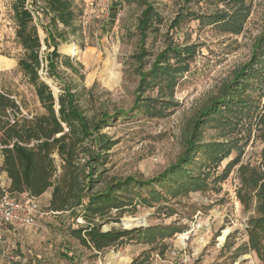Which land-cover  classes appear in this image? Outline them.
Segmentation results:
<instances>
[{
  "label": "rangeland",
  "instance_id": "1",
  "mask_svg": "<svg viewBox=\"0 0 264 264\" xmlns=\"http://www.w3.org/2000/svg\"><path fill=\"white\" fill-rule=\"evenodd\" d=\"M71 1L77 29L74 33L65 30L64 38L56 40L57 49L70 56L83 76L79 78L59 60L57 78L49 77L46 69L38 73L55 96L63 85L72 84L90 118L108 116L100 132L114 144L96 169L100 181L95 189L129 175L155 177L183 153L189 120L250 59L262 29L264 0H147L158 16L145 36L137 27L145 7L141 0ZM11 2L0 0V89L15 94L26 107L23 113H40L43 109L33 88L17 66L22 47L15 35ZM28 3L37 16L42 56H46L53 47L49 40L45 44L44 28L55 35L56 30L39 2ZM58 28L63 30L59 24ZM70 44L77 46L78 55L62 52ZM185 46L192 47L191 56L171 53L167 58L177 71L174 78L163 81L153 75L161 52L169 47L182 51ZM252 82L253 87L264 84V80ZM249 91L254 99L243 111L223 109L201 120V151L191 167L192 175L199 177L196 185L182 187L181 179L165 181L155 186L161 196L135 189L124 196L131 204L94 220L101 230H129L121 242L101 251L82 245L67 230L77 227L75 218L68 212L48 210L50 191L37 197L41 214L32 225L35 232L28 234L32 240L27 239L32 249L28 264L33 260L70 264L71 246L81 251L77 264H96L99 258L102 264H264L248 246V219L259 214L256 195L247 208L237 196L238 191H247L240 165L255 170L264 180V141L255 123L263 99L257 90ZM217 143L222 150L215 151L217 157L210 156L209 145ZM123 217L132 222L122 224ZM43 247L49 258L44 261Z\"/></svg>",
  "mask_w": 264,
  "mask_h": 264
},
{
  "label": "trees",
  "instance_id": "2",
  "mask_svg": "<svg viewBox=\"0 0 264 264\" xmlns=\"http://www.w3.org/2000/svg\"><path fill=\"white\" fill-rule=\"evenodd\" d=\"M42 5L43 11L50 15V25L55 32L47 28L45 44L51 42L52 51L42 56L46 61V73L57 78V60L82 78L74 62L67 54L58 52L56 40L64 38L65 30L76 31L75 12L71 0H35ZM144 8L138 18L137 27L142 35H146L152 27L158 13L152 3L141 0ZM28 0H12L11 9L16 24L15 35L22 47V56L17 60V66L27 83L32 86L34 94L43 109L40 113H23L26 107L18 103L15 94L0 89V143L2 162L0 171L9 178L6 190L12 195L27 193L35 198L50 191L47 204L51 212L62 214L68 212L74 219L82 216L88 223L68 226L71 236L82 244L96 251L121 242L129 230H101L96 218H102L111 209H119L130 201L124 199L125 194L135 189H146L155 196H161L155 186L165 181H178L184 184L196 185L198 176L192 175L191 167L194 156L201 151V120L212 116L223 109L236 112L243 111L254 99L250 90H257L259 99H263L257 113L255 123L261 131L264 141V84L252 81L264 80V15L262 29L251 48V56L234 73V77L225 83L219 95L212 97L210 103L203 107L188 123L186 147L177 161L164 169L155 177L138 179L134 176L113 180L101 190L95 189L100 181L96 173L99 165L105 162L106 154L114 144L113 140L100 132L107 126V117L92 119L82 109L77 93L72 84L63 85L60 93L55 96L48 85L41 79L40 69L41 39L37 24L28 8ZM41 22V21H40ZM58 24L63 27L57 31ZM40 25H43L42 22ZM183 51V52H182ZM179 50L174 47L161 52L152 67L153 75L161 80L174 78L175 69L167 63L168 56H191L193 49L185 46ZM171 54V55H172ZM177 56V57H178ZM158 74V75H157ZM141 80L145 81L142 74ZM207 116V117H205ZM210 156L217 157L215 151L222 148L220 144L209 145ZM215 152V154H214ZM242 186L247 191L237 192L239 201L244 207H249L252 195H256L258 216L248 219V246L254 250L264 263V180L255 170L239 166ZM256 190V191H255ZM255 191V193H253ZM138 192V191H137ZM118 221V217L114 219ZM122 224L130 223L127 217L121 219ZM132 264V263H131Z\"/></svg>",
  "mask_w": 264,
  "mask_h": 264
},
{
  "label": "built area",
  "instance_id": "3",
  "mask_svg": "<svg viewBox=\"0 0 264 264\" xmlns=\"http://www.w3.org/2000/svg\"><path fill=\"white\" fill-rule=\"evenodd\" d=\"M30 12L36 21L37 16L34 11L29 7ZM42 50H40V72L46 69L45 63L42 61ZM2 144L0 143V150ZM41 211L36 198L28 195L27 193L12 195L6 190L0 193V264H17L16 256L13 253V245L6 240V233H15L20 229L33 225L35 219L40 216ZM79 225L86 224L82 216L75 218Z\"/></svg>",
  "mask_w": 264,
  "mask_h": 264
},
{
  "label": "crops",
  "instance_id": "4",
  "mask_svg": "<svg viewBox=\"0 0 264 264\" xmlns=\"http://www.w3.org/2000/svg\"><path fill=\"white\" fill-rule=\"evenodd\" d=\"M7 64H13V62H10V63H7ZM1 162H2V154H1V152H0V165H1ZM0 174L2 175V181L0 182V186L2 187V190L3 189H7V187L9 186V178L7 177V175H6V173L5 172H3V171H0ZM49 195H48V199H49V196H50V192L48 193ZM36 228V227H35ZM35 232V229H32V225H30V226H27V227H25V228H23V229H20V230H18L17 232H15V233H12V232H7L6 233V235H5V237H6V240L8 241V242H10L12 245H13V249H12V251H13V253L15 254V256H16V263L17 264H28L29 262H30V258L32 257V249H31V247L30 246H28V244L32 241L31 239H28V238H30L29 236H28V234L30 233V232ZM28 236V237H27ZM30 236H31V234H30ZM27 239L28 240H30V242L29 241H27ZM15 243L17 244V245H15ZM17 246V247H16ZM85 246V245H84ZM87 247V246H86ZM19 248V249H18ZM23 248V249H22ZM46 248V247H45ZM71 248H73L74 249V252H72L73 253V255L72 256H68V258H69V260H70V264H77V263H75L76 262V260H77V258L80 256V253H81V251H79V250H77V249H75V246H71ZM43 249H44V247H43ZM43 256H44V259H43V261L47 258V259H49L47 256H46V254H47V252H46V249H44L43 250ZM71 253V252H70ZM36 257L38 258V259H40L41 258V255L40 254H36ZM32 263L33 264H40V262H39V260H33L32 261ZM95 263L96 264H102V261H101V259L99 258L98 260H95ZM47 264H49L48 262H47Z\"/></svg>",
  "mask_w": 264,
  "mask_h": 264
},
{
  "label": "bare ground",
  "instance_id": "5",
  "mask_svg": "<svg viewBox=\"0 0 264 264\" xmlns=\"http://www.w3.org/2000/svg\"><path fill=\"white\" fill-rule=\"evenodd\" d=\"M63 53H68V54H73V55H78L79 50L75 44H70L68 46H64L61 48Z\"/></svg>",
  "mask_w": 264,
  "mask_h": 264
}]
</instances>
